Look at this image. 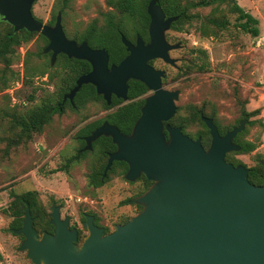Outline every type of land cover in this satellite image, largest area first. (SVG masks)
I'll use <instances>...</instances> for the list:
<instances>
[{
	"label": "water",
	"instance_id": "1",
	"mask_svg": "<svg viewBox=\"0 0 264 264\" xmlns=\"http://www.w3.org/2000/svg\"><path fill=\"white\" fill-rule=\"evenodd\" d=\"M34 1L0 0V19L14 33L26 30L45 37L43 53H51L50 66L58 54L90 64L91 70L76 79L63 100L72 101L84 84L94 85L107 104L111 95L125 100L129 79L153 92L131 134L104 122L84 139V150L100 136L115 144L104 173L113 161H123L128 166L126 180L143 174L152 184L132 200L141 211L110 233L104 234L94 217L86 215L82 227L87 233L79 245L76 229L69 228L68 217L61 219L57 206L50 214L53 232L40 236L26 207L21 227L13 230L23 236L18 249L25 251V258L31 264H264V185L250 184L248 168L226 160L228 153L240 150L233 138L244 129L246 118L220 135L212 120L202 117L211 137L208 148L200 138L193 140L180 128L163 125L176 111L178 92L164 90V72L148 62L160 59L175 65L169 51L180 44H169L165 34L176 17L166 18L158 0H150L148 43L137 37L132 44L121 34L128 55L108 67L104 49H91L85 41L77 44L65 36L60 12L53 25L35 19ZM261 163L264 170V160Z\"/></svg>",
	"mask_w": 264,
	"mask_h": 264
},
{
	"label": "rangeland",
	"instance_id": "2",
	"mask_svg": "<svg viewBox=\"0 0 264 264\" xmlns=\"http://www.w3.org/2000/svg\"><path fill=\"white\" fill-rule=\"evenodd\" d=\"M236 2L257 22V37L253 38L236 27V15L226 13L229 24L214 37H200L195 24L185 27L182 32L167 31L165 35L168 41L181 45L178 51L170 53L172 58L178 60L177 69L161 61H155L154 66L165 70L168 75L167 81L163 83L164 88L179 90L177 114H183V109L191 103L199 106L206 104V107L214 105L219 122L229 124L239 117L242 109L246 112L259 110V114L250 121L260 120L263 125L256 123L249 126L243 136L245 141L255 145V150L250 154L232 152L236 160L250 168L259 159L264 160V0ZM105 3V0H69L61 14L65 36L74 38L93 19L102 20V14L112 12L119 17L115 9L109 8ZM60 6L59 0H35L32 14L42 23L48 24ZM211 8H198L193 13L206 15ZM221 9H226V6H221ZM131 21L127 19L129 25L132 24ZM43 46V41L35 36L27 45L18 49V59L12 65L16 79L11 81L9 88L0 92V116L6 107L16 106L23 112L42 102L44 95L56 90L58 81L55 78L51 82L48 80V75L54 70V67L47 70L48 56H31L30 65H45L47 73L32 77L31 84L23 86L21 77L24 53L26 50L36 53ZM192 48L206 51L210 70L180 76V66L191 56L189 50ZM2 67L0 64V70ZM32 91L34 100L28 102L26 96ZM108 112L100 103L91 102L77 111L66 108L62 114L53 116L51 122L40 134L33 135L26 146L12 149L5 156L1 154L5 146V141L1 138L5 132L0 118L1 264H29L24 257L25 253L18 250L21 239L8 231L10 218L4 213V208L11 192L21 194L35 191L46 212H50L52 204L60 206L61 217H69L70 225L80 229L82 234L86 233L81 225L82 213L94 214L100 226L108 232L139 213L137 205L125 201L135 197L143 189L141 182L129 183L117 170L97 188L87 184V173L98 161L96 151L86 153L68 167L64 166L67 159L76 154L79 143L74 137L78 129L88 122L103 118ZM197 129L198 126H190L187 132L193 134ZM76 198H80L81 202H75Z\"/></svg>",
	"mask_w": 264,
	"mask_h": 264
},
{
	"label": "trees",
	"instance_id": "3",
	"mask_svg": "<svg viewBox=\"0 0 264 264\" xmlns=\"http://www.w3.org/2000/svg\"><path fill=\"white\" fill-rule=\"evenodd\" d=\"M68 1L69 0H59V3H61L60 9L52 15L48 23L49 25L53 24L58 12L62 14ZM149 1L150 0H105V5L115 9L119 17L115 16L112 12L102 14V20L97 18L93 19L86 28L74 37V39H77V41L86 40L88 45L92 48L106 49L110 55V62L117 63L125 55L124 47L119 40L121 34L127 38L136 35L144 38L148 37L149 17L146 12V5ZM223 5L226 6V9H221ZM158 6L161 7L166 18L176 17L169 31L174 30L175 32H182L185 30V27L195 24L200 37H214L219 35L220 31L224 30L229 24L225 16L226 13H229L236 15V27L238 26L242 31L249 33L253 38L257 37L259 34L257 28H255L257 22L251 18V15L242 10L236 0H158ZM206 7H212L210 12L206 15H200L196 12L193 13V11L198 8ZM127 19L132 20L131 25L127 23ZM37 20L41 22V20ZM35 36L43 41L44 46L37 50L36 53L30 50L25 51L22 60L24 70L21 77L23 86L30 85L32 77L36 75L44 76L47 70H52V67L50 68V65H48L49 61L48 64H46L47 70L44 68L45 65H30L31 56L37 58L48 56L43 53V49L47 44V39L41 34L35 32L30 33L26 30H20L14 33L12 26L0 19V64L3 65L0 70V92L9 88L11 81L16 79V75L12 70V65L13 62L18 59V49L22 45H27ZM189 54L191 56L186 58L184 63L180 66V76H186L194 72L204 73L210 70L205 50L192 48L189 50ZM192 54H194V56ZM53 67L54 70L48 75V80L51 82L55 78L58 81L54 92L47 93L42 97V102L23 112L18 110L16 106L12 108L6 107V109L1 112V124L5 132V137L3 136L1 138V140L5 141V146L1 153L3 156L8 155L7 153L12 149L26 146L33 139V135L40 134L43 128L51 122L53 116L62 114L66 108L77 111L85 107L88 102H98L104 109L109 108L101 97L95 94L94 86L90 84L83 85L75 95L73 100L74 109L67 102L63 105H59L62 101V96L74 86V79L86 73L89 70V66L85 61L73 58L69 59L65 55L60 54L57 56L55 66ZM128 83V97L130 99L146 91V87L142 83L136 81H129ZM33 92L34 91L26 96L28 102H33ZM115 102L117 101L113 98L112 105H114ZM142 104V100L132 102L106 115L105 120L118 127L121 132L128 133L139 117ZM200 113L204 117L212 118L222 135L239 124V119H236L228 125H221L218 123L217 108L214 105H208V107H206V104L199 106L191 103L186 106L183 109V114L175 115L174 119H172V124L180 126L183 132H186L190 126H198L199 129H197L195 133L189 134L193 138L200 137L205 148L209 147L210 135L200 118ZM258 114V109L251 112H246L245 109H242L240 118H246V123L244 129L233 139V142L240 146V150L237 153L250 154L255 150V145L245 141L243 136L247 133L249 126L256 123H258L259 126L263 125L260 120L250 121L252 117ZM100 123V121H96L84 126L78 131L77 136L89 135L93 128ZM78 140L82 146L83 142L81 139ZM92 146L98 154V161L93 165L92 169L89 170L87 177L89 179V185L93 188H97L101 185L99 179L105 165V152L111 151L115 147L111 139L106 137H100ZM85 153H82L79 157L81 158ZM233 154L232 152L228 153L226 155V160L233 165L241 164L240 161L233 157ZM79 157L75 155L71 156L67 159L64 166H70V164L77 161ZM261 161L262 160L259 159L257 163L248 168L247 180L252 185H264V170ZM122 164L123 163L118 162L115 165L120 167ZM144 181V188L146 189L150 185V182L145 179ZM26 207L29 208L32 226L37 233L51 230L49 212H46L45 208L40 204L35 191H26L21 194L11 192L9 195L7 206L4 208V213L10 218L8 231L14 235L12 230L21 227ZM139 209H141L140 206ZM83 220L84 218L81 217V221ZM105 233H108L107 229ZM77 234L79 244L85 234H82L80 229H78ZM17 236L20 239L22 237L20 235Z\"/></svg>",
	"mask_w": 264,
	"mask_h": 264
},
{
	"label": "flooded vegetation",
	"instance_id": "4",
	"mask_svg": "<svg viewBox=\"0 0 264 264\" xmlns=\"http://www.w3.org/2000/svg\"><path fill=\"white\" fill-rule=\"evenodd\" d=\"M53 24H54V22H53ZM52 24V25H53ZM125 37V36H124ZM137 37H140L142 40H143V42L146 44V43H148V41H149V36L148 37H141V36H138V35H136V36H134V37H130V38H127V37H125V39L127 40V41H129L130 43H132V44H135V41H136V39H137ZM68 39H71V40H74V41H76L77 42V44H80L81 42H83V41H85L86 43H87V41L86 40H83V41H77V39H74V38H68ZM165 39H166V41L169 43V44H172V43H170L169 41H168V39H167V37H166V35H165ZM119 40H120V43H121V45L124 47V52H125V55L117 62V63H111L110 62V55H109V53H108V51L106 50V49H104V48H92V47H90L89 45V47L91 48V49H104L105 51H106V53H107V56H108V67H110V66H112V65H118L127 55H128V52L126 51V47L124 46V44L122 43V41H121V36L119 37ZM47 43H48V41H47ZM88 44V43H87ZM174 45L175 44H179V43H173ZM47 45V44H46ZM45 45V46H46ZM181 48V45L179 46V48H177V49H175V50H171V51H169V56H170V53L172 52V51H178L179 49ZM45 55H48V61H49V65H50V56H51V53L49 52V53H47V54H45ZM58 55H60V54H58ZM57 55V56H58ZM67 57V56H66ZM171 57V56H170ZM68 58V57H67ZM172 58V57H171ZM56 59H57V57H56ZM56 59H55V62H56ZM70 59V58H69ZM74 59V58H73ZM174 60H175V65L174 66H171V67H174L175 69H177V62H178V60L177 59H175V58H173ZM77 60V59H76ZM82 61H85V60H82ZM155 61H161L160 59H154V60H151V61H149L148 63H149V65H151V66H153L155 69H158V68H156L155 66H154V62ZM55 62H54V64H53V66L55 65ZM86 62V61H85ZM162 62V61H161ZM164 63V62H163ZM87 64H88V66H89V70L86 72V73H84V74H87L90 70H91V66H90V64L87 62ZM167 65H169V64H167ZM53 66H50V67H53ZM158 70H162L163 72H164V76L161 78V86H162V88L164 89V90H167V91H177L178 92V97H179V90H177V89H167V88H164V84L163 83H165L166 81H167V79H168V75H167V73H166V71L165 70H163V69H158ZM84 74H82V75H84ZM81 76V75H80ZM79 76V77H80ZM75 81H76V79H74ZM75 81H74V85H75ZM129 81H136V82H139V83H141L140 81H138V80H135V79H129L128 81H126L127 82V86H128V88H127V98L124 100V99H121V98H118V97H116L115 95H111V97H110V103L109 104H107L106 103V101L103 99V96L102 95H98L97 93H96V89H95V87H94V90H95V94L97 95V96H100L101 97V99L105 102V104L109 107L108 109H105V110H109V112L106 114V115H108V114H110V113H113V112H115L116 110H118L119 108H121V107H124V106H126V105H128V104H130V103H132V102H137V101H139V100H142L143 101V104H142V106L144 105V102H145V99L147 98V97H149L150 95H152L153 94V92L151 91V90H149L143 83V85L146 87V91L144 92V93H142V94H140V95H138V96H136V97H134V98H129L128 97V91H129ZM84 85H87V84H84ZM90 85H92V84H90ZM83 86V85H82ZM81 86V87H82ZM92 86H94V85H92ZM74 87V86H73ZM72 87V88H73ZM71 88V89H72ZM70 89V90H71ZM81 89V88H80ZM79 89V90H80ZM69 90V91H70ZM69 91L67 92V93H69ZM79 92V91H78ZM77 92V93H78ZM67 93H65L64 95H66ZM76 93V94H77ZM75 94V95H76ZM64 95L62 96V101H61V103H59V105H63L64 103H69V105L74 109V104H73V100H74V97H75V95H74V97H73V99H72V101H69V99H65V100H63V98H64ZM113 98H115L116 99V101L117 102H115V104L114 105H112V99ZM177 100H178V98H177ZM177 100L175 101V106H176V102H177ZM89 103V102H88ZM91 103H98V102H91ZM142 106L140 107V114H141V108H142ZM61 109V108H60ZM71 110V109H70ZM73 111H75V110H73ZM177 112H178V107L176 106V111H175V113H174V115L168 120V121H166V122H163V125L164 126H166V125H169L170 127H173V128H180L181 129V132L183 133V134H185V135H187L189 138H191V139H193V140H195V139H197V138H200V137H195V138H193V137H191V135L187 132V130H186V132H183V130H182V128L180 127V126H177V125H175V124H172V119H174V117H175V115L177 114ZM140 114H139V116H140ZM106 115L103 117V118H99V119H97V120H94V121H91V122H88V123H86L85 125H83L82 127H80L79 129H78V131L81 129V128H83L84 126H86V125H88V124H90V123H93V122H96V121H100L101 123L98 125V126H96L95 128H93V130H92V132L96 129V128H98L100 125H102L104 122H107L108 124H110L107 120H105V117H106ZM240 116H241V113H240V115H239V117L237 118V119H239V122L241 121V118H240ZM202 117H204L201 113H200V118H201V120H202ZM139 118V117H138ZM205 118H210V117H205ZM211 120H212V122L215 124V126H216V128H217V130H218V132H219V129H218V127H217V124L213 121V119L212 118H210ZM138 120V119H137ZM136 120V121H137ZM218 121V123H220L219 122V120H217ZM235 121V120H234ZM203 122V121H202ZM136 123V122H135ZM204 123V122H203ZM221 125H228V123H220ZM230 124V123H229ZM110 125H113V124H110ZM113 126H115V125H113ZM134 126V125H133ZM116 127V126H115ZM116 128H118V127H116ZM207 128V127H206ZM132 129H133V127H132ZM132 129L128 132V133H123V132H121L120 130H119V128H118V130L122 133V134H124V135H129V134H131V131H132ZM78 131H77V133H78ZM209 131V130H208ZM92 132H90V134H92ZM227 132V131H226ZM225 132V133H226ZM77 133H76V135H75V137H74V139L79 143V140L78 139H81V141L83 142V145L81 146V144L79 143V146H78V148H77V150H76V154H75V156H80L82 153H90L91 154V152H95V150H94V148H93V143L97 140V139H99L100 137H106V138H109V139H111L110 137H107V136H100V137H98L96 140H94L93 142H91V148L90 149H88V150H84V148H85V146H86V143H85V141H84V139L87 137V136H89V135H85V136H77ZM224 133V134H225ZM164 134H165V136H166V138H168V133L166 132V130H164ZM219 134H220V132H219ZM210 135V134H209ZM220 135H222V134H220ZM236 137V136H235ZM234 137V138H235ZM233 138V139H234ZM201 139V138H200ZM210 141H211V137H210ZM111 142H112V140H111ZM201 143H202V141H201ZM234 143V142H233ZM113 144V143H112ZM114 145V149H112L111 151H107V152H105V165H104V168H103V171H102V173H101V177H100V181H101V185L105 182V181H108V179H109V177H110V174H113V173H115V172H120L121 173V175L123 176V178L125 179V175H126V173H127V171H128V166H127V164L125 163V162H123V161H113L112 163H111V165H110V167L108 168V170L104 173V169H105V167H106V165H107V157H108V155L109 154H111V153H113L115 150H116V146H115V144H113ZM203 145V144H202ZM209 145H210V143H209ZM85 153V154H86ZM79 159H80V157H79ZM79 159H77V161L79 160ZM123 163L122 165H120V167L119 166H117V165H115V164H117V163ZM118 170V171H117ZM144 179L145 180H147L146 178H145V176L143 175V174H140L135 180H133V181H128V180H126L127 182H129V183H134V182H141V184H142V187H143V189L135 196V197H133V198H130V199H127L126 201H125V203H132V204H135V205H137L138 207L140 206V208L142 209V206L141 205H139V204H136V203H134L132 200L134 199V198H136V197H138V196H140L141 194H143L150 186H151V184H152V182H150V181H148V182H150V185L145 189L144 188ZM87 184L89 185V179H88V177H87ZM100 185V186H101ZM90 186V185H89ZM90 187H92V186H90ZM93 188V187H92ZM79 199V201L78 202H81V199L80 198H78ZM75 202H77L76 201V199H75ZM53 206H57V205H54V204H52L51 205V207H50V212H49V215L51 214V212H52V207ZM58 208H59V213H60V206H57ZM141 209H139L140 211H141ZM139 211V212H140ZM82 215V217L84 218V220H85V216L86 215H92L93 217H94V224L96 225V226H98V227H101L100 226V224H99V220H98V218L94 215V214H89V213H82L81 214ZM60 216H61V214H60ZM65 217H67V216H64L63 218L61 217V219H64ZM50 219H51V217H50ZM68 219H69V217H68ZM83 220V221H84ZM50 221V220H49ZM83 221H81V225H82V223H83ZM51 225V224H50ZM69 228H75L74 226H71L70 225V220H69ZM103 228V227H102ZM76 229V231H77V233H78V229L77 228H75ZM104 229V234H107V233H105V228H103ZM86 231V230H85ZM12 232H13V230H12ZM36 232V231H35ZM42 232H45V231H42ZM42 232H40V233H37L38 234V236H40L41 234H42ZM51 232H53V226L51 225V230L50 231H46L45 233H51ZM76 233V234H77ZM87 233V232H86ZM85 233V234H86ZM108 233H110V232H108ZM14 234H16L15 232H14ZM16 235H20V236H22L21 234H16ZM77 236H78V234H77ZM23 240V236L21 237V240H20V243H21V241ZM20 243H19V245H20ZM77 244H78V242H77ZM80 244V243H79ZM78 244V245H79ZM18 248H19V246H18ZM19 250V249H18ZM20 252H24L25 253V251H20ZM24 257H25V254H24ZM26 259V258H25ZM27 260V259H26ZM28 261V263L29 264H31L30 263V261L29 260H27ZM0 264H1V261H0Z\"/></svg>",
	"mask_w": 264,
	"mask_h": 264
},
{
	"label": "built area",
	"instance_id": "5",
	"mask_svg": "<svg viewBox=\"0 0 264 264\" xmlns=\"http://www.w3.org/2000/svg\"><path fill=\"white\" fill-rule=\"evenodd\" d=\"M76 201L78 202V201H79V199H78V198H76Z\"/></svg>",
	"mask_w": 264,
	"mask_h": 264
}]
</instances>
